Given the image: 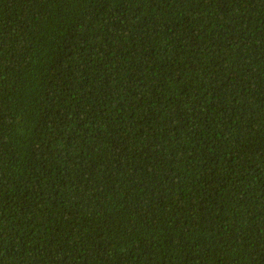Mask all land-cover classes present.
I'll list each match as a JSON object with an SVG mask.
<instances>
[{"label":"trees","instance_id":"trees-1","mask_svg":"<svg viewBox=\"0 0 264 264\" xmlns=\"http://www.w3.org/2000/svg\"><path fill=\"white\" fill-rule=\"evenodd\" d=\"M0 264H264V0H0Z\"/></svg>","mask_w":264,"mask_h":264}]
</instances>
